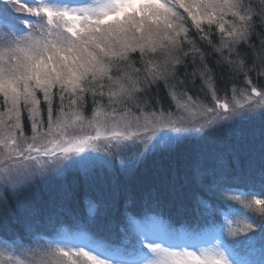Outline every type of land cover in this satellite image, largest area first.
I'll list each match as a JSON object with an SVG mask.
<instances>
[{
    "label": "snow or ice",
    "instance_id": "6c2138e0",
    "mask_svg": "<svg viewBox=\"0 0 264 264\" xmlns=\"http://www.w3.org/2000/svg\"><path fill=\"white\" fill-rule=\"evenodd\" d=\"M241 174L264 0H0V264H264Z\"/></svg>",
    "mask_w": 264,
    "mask_h": 264
},
{
    "label": "trees",
    "instance_id": "16d2710c",
    "mask_svg": "<svg viewBox=\"0 0 264 264\" xmlns=\"http://www.w3.org/2000/svg\"><path fill=\"white\" fill-rule=\"evenodd\" d=\"M191 94V93H190ZM240 131L243 133V137L242 139L239 141V143L241 144H245L248 142L249 140V137H250V133H251V126L249 125H246V124H243V125H239L238 126ZM258 141H259V137H258V133H257V136H256V146L258 147ZM228 143L230 144H236L237 143V139H236V135H235V132L233 134V136L231 138L228 139ZM151 164V161L149 162ZM69 180H71V177H69ZM85 191L86 189L81 187L78 192H77V201L74 202V204L76 203L77 204V207H79V202L80 200L82 199V196H84L85 194ZM88 191V194L89 195H92V196H99L100 193L98 192H95L93 190H87Z\"/></svg>",
    "mask_w": 264,
    "mask_h": 264
},
{
    "label": "rangeland",
    "instance_id": "374dc122",
    "mask_svg": "<svg viewBox=\"0 0 264 264\" xmlns=\"http://www.w3.org/2000/svg\"><path fill=\"white\" fill-rule=\"evenodd\" d=\"M71 3H82L83 0H70Z\"/></svg>",
    "mask_w": 264,
    "mask_h": 264
}]
</instances>
